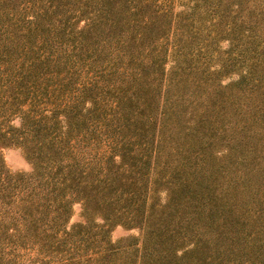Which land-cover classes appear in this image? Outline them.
Here are the masks:
<instances>
[{
	"label": "trees",
	"instance_id": "16d2710c",
	"mask_svg": "<svg viewBox=\"0 0 264 264\" xmlns=\"http://www.w3.org/2000/svg\"><path fill=\"white\" fill-rule=\"evenodd\" d=\"M0 264H264V0H0Z\"/></svg>",
	"mask_w": 264,
	"mask_h": 264
},
{
	"label": "rangeland",
	"instance_id": "374dc122",
	"mask_svg": "<svg viewBox=\"0 0 264 264\" xmlns=\"http://www.w3.org/2000/svg\"><path fill=\"white\" fill-rule=\"evenodd\" d=\"M176 10V9H175ZM1 71H4L2 68ZM230 78H235L234 76ZM2 158L5 166L11 170V171H29L30 166L26 162V160L23 158L21 152L19 149L15 147H8L4 148L2 151ZM79 213H78V208L74 207L72 216L70 218V223H74L79 220ZM130 236H138V230L136 229H131V230H126L122 228L121 226H116L114 228H111L109 232V238L111 240H125L129 238Z\"/></svg>",
	"mask_w": 264,
	"mask_h": 264
}]
</instances>
